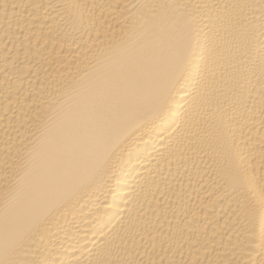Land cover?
Segmentation results:
<instances>
[{"label":"bare ground","instance_id":"1","mask_svg":"<svg viewBox=\"0 0 264 264\" xmlns=\"http://www.w3.org/2000/svg\"><path fill=\"white\" fill-rule=\"evenodd\" d=\"M0 264H264V0H0Z\"/></svg>","mask_w":264,"mask_h":264}]
</instances>
